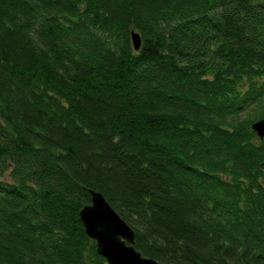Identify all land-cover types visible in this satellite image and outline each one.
Listing matches in <instances>:
<instances>
[{
    "label": "trees",
    "instance_id": "trees-1",
    "mask_svg": "<svg viewBox=\"0 0 264 264\" xmlns=\"http://www.w3.org/2000/svg\"><path fill=\"white\" fill-rule=\"evenodd\" d=\"M263 119L264 0H0V264H108L91 191L144 257L264 264Z\"/></svg>",
    "mask_w": 264,
    "mask_h": 264
},
{
    "label": "water",
    "instance_id": "water-1",
    "mask_svg": "<svg viewBox=\"0 0 264 264\" xmlns=\"http://www.w3.org/2000/svg\"><path fill=\"white\" fill-rule=\"evenodd\" d=\"M132 39L138 51L142 46L141 37L133 32ZM252 129L263 139L264 119L255 122ZM91 197V204L81 210L80 219L87 236L96 242L98 254L108 264H161L136 250L134 230L102 193L91 191Z\"/></svg>",
    "mask_w": 264,
    "mask_h": 264
}]
</instances>
